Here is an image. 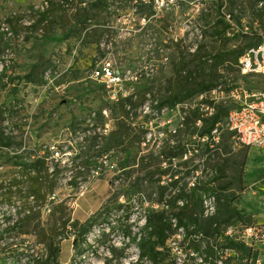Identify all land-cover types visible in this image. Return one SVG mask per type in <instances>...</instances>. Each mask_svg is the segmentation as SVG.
<instances>
[{"label": "rangeland", "instance_id": "374dc122", "mask_svg": "<svg viewBox=\"0 0 264 264\" xmlns=\"http://www.w3.org/2000/svg\"><path fill=\"white\" fill-rule=\"evenodd\" d=\"M83 1L85 3L81 4V0L68 3L66 0H0V104L11 109L2 125L31 151L55 146L65 154L61 158L62 166L65 167H62L56 178L57 197L53 203H48L51 209L58 205L56 215H52L46 206L36 207L31 212V218L25 220L21 228L6 232L9 224L25 215L19 213L22 199L17 194L12 203L0 205V258L10 259L18 253L21 258L18 264H28L32 257L46 255V245L40 242V239L46 238L38 234L40 229H45V234L53 232L56 237L60 247V264L137 263L139 250L132 243L131 236L124 235L121 227L130 225L131 235L139 231L145 223L151 200L157 197V190L152 191L151 198V190L146 192L143 203L124 192L132 178L119 176L118 164L124 156L121 151L109 156L110 161L104 163V170L99 174H86L75 179L76 171L80 168H74L77 162L72 165L74 151L91 146V139L82 142L86 126L84 121L94 111L110 110L106 91L89 74L93 65L104 58L111 59L124 70L147 66L154 69L153 76L134 84L127 83V90L137 91L153 85L157 92L172 75L173 61L179 51L190 53L205 38L207 26L204 18L212 20L218 15L215 5L217 0H180L177 6L149 18L139 13L135 2L131 0H110L109 13H104L106 17L100 23H93L80 36L75 32L67 36L68 29L75 30V17L80 13V8L91 0ZM237 2L245 10V23L249 30L258 28L260 24L251 19L248 0ZM223 3L229 6V0ZM43 9H49V23L32 27L39 17V11ZM7 19H13L14 23L9 24ZM48 24L52 25L53 31L45 36ZM229 43L233 46L240 42L234 36ZM40 60L45 61L46 66L44 85L25 84L24 80L18 79ZM228 79L227 83L220 84L226 91L235 87L247 91H264L261 75L243 78L233 72ZM193 101H198V97ZM141 113L137 121L145 123L148 132L142 144L132 147V166L135 156L139 158L151 152L157 154L163 143L161 132L166 136L178 123L176 112L154 114L153 119H146ZM150 119L153 124H150ZM170 119L172 122L167 123ZM74 122L76 125L72 127ZM102 122L109 124L111 129L115 128L116 121L110 111L107 116L104 114ZM102 122L99 121L100 124ZM238 151L239 146L227 149V152L223 148L221 157H230ZM8 157L6 151L0 153V183L20 173L18 168L8 162ZM199 162L202 163V160L196 158L191 165ZM166 164L163 163V166ZM228 173L237 176L231 170ZM199 176L211 178L212 168L206 166L203 172L192 173L187 180L194 181ZM243 180L247 187L245 192L237 190V181L233 186L232 191L238 195L236 205L247 219L243 225L259 229L264 225V154L261 151L249 149ZM117 203L131 205L134 214L129 220L124 218L126 209L117 211ZM106 204L111 209L110 224L102 222L94 226L86 242L75 245L76 232L70 223H82L90 217H97ZM68 217L71 222L64 228L62 220ZM245 230L243 226L238 227V237L246 239L243 235ZM175 238L178 243L182 239L181 236ZM201 244L202 248L207 246L206 241ZM256 245L264 259V243L259 241ZM174 259L176 255L171 252L162 264H174ZM246 261L247 257L241 253L238 259L226 264H242ZM143 264L150 262L144 261Z\"/></svg>", "mask_w": 264, "mask_h": 264}, {"label": "trees", "instance_id": "16d2710c", "mask_svg": "<svg viewBox=\"0 0 264 264\" xmlns=\"http://www.w3.org/2000/svg\"><path fill=\"white\" fill-rule=\"evenodd\" d=\"M70 1L66 0L67 3ZM131 1L135 2L138 12L146 18L159 13L155 9L154 0ZM223 1L217 0L215 3L218 13L215 19L204 18L207 29L204 31L203 41L199 42L190 53L179 51L173 61L172 75L159 91L155 92L154 86L149 85L141 90L129 91L127 96H120L117 100H111L108 96L110 110L94 111L95 116L92 117L91 114L84 121L86 126L82 142L86 143L91 139V146L88 149L81 147L78 151L75 150L72 157V165L77 162L74 168H80L76 171V179L86 174H99L104 170V163L110 161L109 156L116 151H121L124 156L118 164L119 176L125 175L126 178H132L124 192L143 203L146 192L149 193L151 190L149 193L151 198L152 191L157 190V197L151 200V207L145 214V223L139 231L131 235L130 225L121 227L124 235L131 236L132 243L139 250V259L136 264H143L144 261H149L150 264H162L165 257L171 254L170 243L171 240L176 241V236H181L179 244L185 249H192L207 257L211 256L214 261L218 258L217 249L221 251L231 249L233 253L224 261V264L238 259L241 253L247 257V261L242 264H253L261 256L255 239H252L249 245L236 233L240 226L246 229L251 227L243 225L247 219L236 205L238 195L232 191L235 181L238 183L237 190L240 193L247 190L243 173L250 148L239 146V153H233L227 158L221 157L223 148L227 152V149L232 150L237 146L234 132L227 127L229 113L239 106L237 102L222 101L216 105L215 112L209 116H202L198 107L189 110L183 127L178 128L174 134L168 133L162 137L163 143L157 154L151 152L140 155L139 158L135 156L134 166L130 163L133 157L132 147L146 140L148 128L145 123L137 120L147 102H149L151 113L143 115L146 119H153V112L161 114L164 109L175 108L184 102L193 101L221 83H227L228 77L233 72L239 73L243 78L259 75L242 74L238 68V61L247 50L258 47L264 39V0H248L251 19L260 24L258 28L251 30L245 23V10L240 8L237 0H229V6L224 5ZM83 3L85 1L81 0V4ZM260 3L263 5L260 6ZM109 8L110 0L87 2L75 17V30L68 29L67 36H71L74 32L80 36L81 32L87 31L93 23H100V20L106 17L104 13H109ZM227 14L230 15L233 24L226 18ZM7 21L9 24L14 23L13 19H7ZM45 22L49 23V9L39 11L38 19L31 26L39 27ZM52 31V25L48 24V32L44 35L48 36ZM234 36L240 43L232 46L229 42L234 39ZM44 63L43 60L38 61L18 79L24 80L25 84L44 85L46 83ZM95 67L96 64L93 65L92 70ZM149 77L143 76L139 81ZM101 86L106 91L105 86L102 84ZM251 91L259 90L251 89ZM105 110L110 111L116 125L107 134H99L96 128L105 125L102 122ZM10 111L7 105L0 104V153L6 151L9 154L8 162L18 168L20 173L9 181L0 183V205L12 203L13 197L18 194L22 199L19 213L25 215L9 224L5 229L6 232L21 228L23 222L31 218V212L36 207L46 206L52 215H56L58 205L51 209L48 203H53L57 197L56 178L65 167V165L62 166L61 158L49 159L52 155L49 148L31 151L22 141L17 140L16 135L5 129L2 124ZM89 119L93 127L90 126ZM198 120H201L200 125ZM99 121L102 123L100 124ZM75 125L76 122L71 124L72 127ZM215 129L219 131L218 141L213 135ZM89 130H91L90 134ZM186 154L188 157L185 159ZM196 158L202 160V163L191 165ZM163 163H167L165 167ZM206 166L212 168L211 178L204 179L199 176L194 181L187 180L192 173L203 172ZM228 170L237 176H230ZM165 178H167L166 181ZM206 198L214 199L215 211L212 214L205 212ZM155 205H161V207L155 208ZM115 207L117 211L126 209L124 215L126 220L134 214L131 205L117 203ZM110 215V205L106 204L97 217H90L82 223L78 221L70 223L71 219L68 217L62 220V225L66 228L69 223L71 224L76 232L75 245H81L86 242L94 226L102 222L110 224ZM7 219L11 220L9 217ZM229 227L234 228L232 235L227 234ZM38 234L46 238L40 239V242L46 245V255L32 257L28 264H60V247L53 232L45 234V229H40ZM1 239L2 235H0ZM203 241L207 243L205 248L201 247ZM82 252L83 249L80 250V253ZM19 259H21L20 255L15 253L10 259L9 257L0 258V264H18ZM174 264H177L175 259Z\"/></svg>", "mask_w": 264, "mask_h": 264}, {"label": "built area", "instance_id": "2783aa9c", "mask_svg": "<svg viewBox=\"0 0 264 264\" xmlns=\"http://www.w3.org/2000/svg\"><path fill=\"white\" fill-rule=\"evenodd\" d=\"M179 0H154V6L157 12L167 10L178 5ZM260 6L263 3L259 4ZM226 18L233 24L229 14ZM247 30V28H245ZM238 68L242 74H259L264 79V39L258 47L250 48L243 54L238 61ZM153 68L143 66L139 69H122L112 62L109 58L102 59L96 64L92 70L90 78L105 86L108 96L111 100H117L120 96H127L129 91L126 84H134L139 82L143 76H153ZM233 100L239 104L238 107L233 109L227 119V127L234 132L235 145L247 146L261 151L264 154V91H247L240 87H235L230 91H226L223 85H219L209 92H205L198 97V101H189L177 105L175 108L164 109V111L176 112L178 114V123L176 127L170 129V133H176L178 128L183 127L185 117L189 110L198 107L202 112V116H209L215 112L216 105L222 101ZM208 101V102H205ZM144 114L151 113L149 105L145 104L142 108ZM106 116L108 111L103 112ZM152 114L158 115L157 112ZM95 113H92V117ZM90 126L93 127L91 119L88 120ZM168 120L167 123H171ZM153 124V121H150ZM164 124V123H163ZM201 120H198V125ZM111 130L109 124L103 127L98 126L96 131L99 134H107ZM91 130L88 131L90 134ZM161 137H164V132H161ZM215 140H219L218 129L213 130ZM52 155L49 159H60L63 154L58 147H49ZM71 153H69L70 155ZM65 155V154H64ZM186 154L184 158L186 159ZM98 174V173H97ZM191 184H193L191 182ZM206 214H212L215 211V204L213 198L205 199ZM234 233V228L229 227L227 230L228 235ZM247 244H251L252 239L256 242L261 241L264 243V225L259 229L256 227H249L245 230L244 234ZM250 240V241H249ZM172 252L176 255L177 264H224V261L232 255L231 249L219 250L217 249L218 258L214 261L211 256L200 254L192 249H185L177 241L171 240L170 243ZM208 259V261L206 260ZM207 261V262H206ZM253 264H264L263 258L259 256Z\"/></svg>", "mask_w": 264, "mask_h": 264}, {"label": "crops", "instance_id": "0c3cea01", "mask_svg": "<svg viewBox=\"0 0 264 264\" xmlns=\"http://www.w3.org/2000/svg\"><path fill=\"white\" fill-rule=\"evenodd\" d=\"M263 262H264V259H263Z\"/></svg>", "mask_w": 264, "mask_h": 264}]
</instances>
